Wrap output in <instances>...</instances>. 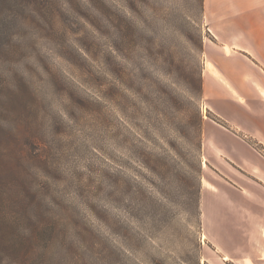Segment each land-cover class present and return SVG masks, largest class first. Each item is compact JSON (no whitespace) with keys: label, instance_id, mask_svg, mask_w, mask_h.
I'll return each instance as SVG.
<instances>
[{"label":"rangeland","instance_id":"obj_1","mask_svg":"<svg viewBox=\"0 0 264 264\" xmlns=\"http://www.w3.org/2000/svg\"><path fill=\"white\" fill-rule=\"evenodd\" d=\"M202 4L0 0V264H236L203 207L236 171L187 125L229 128Z\"/></svg>","mask_w":264,"mask_h":264},{"label":"crops","instance_id":"obj_2","mask_svg":"<svg viewBox=\"0 0 264 264\" xmlns=\"http://www.w3.org/2000/svg\"><path fill=\"white\" fill-rule=\"evenodd\" d=\"M204 19L210 109L229 128L205 122L203 146L236 171L203 195L208 240L224 261L264 264V0H204Z\"/></svg>","mask_w":264,"mask_h":264},{"label":"trees","instance_id":"obj_3","mask_svg":"<svg viewBox=\"0 0 264 264\" xmlns=\"http://www.w3.org/2000/svg\"><path fill=\"white\" fill-rule=\"evenodd\" d=\"M203 2V10H204V0ZM190 83L193 84V86L196 87V90L198 91L199 96L202 94L203 91V82L202 78H198L196 80L193 78V76H190L189 78ZM198 96V98H199ZM197 118L196 121H193V123L188 122V128H189V133L195 138V147L197 148V153L200 154L202 151V143H203V130H204V121L202 114L197 110ZM197 204L200 206V196L197 199ZM201 215V211H199V216Z\"/></svg>","mask_w":264,"mask_h":264},{"label":"bare ground","instance_id":"obj_4","mask_svg":"<svg viewBox=\"0 0 264 264\" xmlns=\"http://www.w3.org/2000/svg\"><path fill=\"white\" fill-rule=\"evenodd\" d=\"M225 260H228V258H226Z\"/></svg>","mask_w":264,"mask_h":264}]
</instances>
